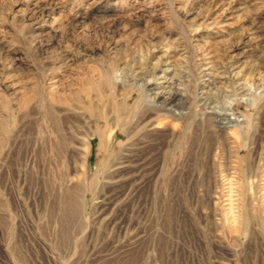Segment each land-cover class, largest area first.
Here are the masks:
<instances>
[{"label":"rangeland","instance_id":"374dc122","mask_svg":"<svg viewBox=\"0 0 264 264\" xmlns=\"http://www.w3.org/2000/svg\"><path fill=\"white\" fill-rule=\"evenodd\" d=\"M0 264H264V0H0Z\"/></svg>","mask_w":264,"mask_h":264},{"label":"bare ground","instance_id":"6f19581e","mask_svg":"<svg viewBox=\"0 0 264 264\" xmlns=\"http://www.w3.org/2000/svg\"><path fill=\"white\" fill-rule=\"evenodd\" d=\"M205 24L206 23L203 22L200 24V26H203ZM192 32L195 35L198 32V29H193ZM178 48L171 49L168 46L163 47L161 49L162 50V55H161L162 59L160 61H158V63L153 66L151 73L149 74L148 77H146V78L141 77L140 86H142V89L144 91V98L146 100L145 106H148V107L150 106V108L151 107L152 108L157 107V109L164 111V113H166V111H168L167 113L172 114V116L175 115V116L181 117L182 115H185L186 113L180 111L179 105L182 103L183 104L185 103V100L187 99L188 92L185 88V85L182 84V81L184 80V77L187 74V71L182 69V65H181V63H183L185 57L182 56L181 54H179L182 51H180L177 54ZM205 60L206 59H204V61ZM209 64H210V62L203 63L204 67L201 70L203 72V76H209L211 78H216V75L213 74L214 72L211 73L212 72L210 70L211 66H209ZM115 78H117V77H115ZM119 79H120V77H119ZM235 79L236 80H234V81L236 83L237 90H239V93L242 96L247 95V93H246L247 87H246L245 82L239 81V79H237V76ZM206 80H208V79L207 78L203 79L202 80L203 82H200L199 83L200 85L198 87V89L200 91H199V96L197 98H198V101H200V103H201V106H202L201 110L202 109L204 110L206 105H207L206 104L207 99H206L205 95H206V91H207L206 88H207L208 84H204ZM238 96H240V95H238ZM154 110H156V109H154ZM217 117L219 118V120H221V124H223L221 126V129H222L221 132H225V133L233 134V135H235L237 133V129H234L231 126L229 127L228 126L229 124L228 125L226 124L227 123L226 120L228 119V115L226 113H223L222 115L217 114ZM230 118H232V117H230ZM222 121H224V122H222ZM99 133L101 134V132H99ZM98 137H99V147L104 148L106 146L107 140L102 135L98 136ZM88 144H89V142H87V144L85 146L77 148L78 152L76 155L80 159L84 158V161L81 162L82 166H85L86 162H87V158L85 157V153H86ZM85 159H86V161H85ZM67 181H68V185H69V184H71L73 179L69 178ZM63 193L66 195H69V196L72 195L70 192V188H66L63 191ZM69 203H70V201H69ZM75 214H76V207H74V208L71 207L68 210H66L64 208L62 218L67 223L68 222L71 223V222L75 221V216H74Z\"/></svg>","mask_w":264,"mask_h":264}]
</instances>
